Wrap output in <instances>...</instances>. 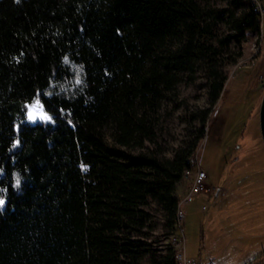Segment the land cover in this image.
<instances>
[{"label":"trees","instance_id":"16d2710c","mask_svg":"<svg viewBox=\"0 0 264 264\" xmlns=\"http://www.w3.org/2000/svg\"><path fill=\"white\" fill-rule=\"evenodd\" d=\"M212 1L0 0V264H179L155 247L150 206L175 232L176 186L228 79L220 56L260 31L251 0ZM199 70L201 127L161 157L162 101ZM36 99L52 123L26 121Z\"/></svg>","mask_w":264,"mask_h":264},{"label":"rangeland","instance_id":"374dc122","mask_svg":"<svg viewBox=\"0 0 264 264\" xmlns=\"http://www.w3.org/2000/svg\"><path fill=\"white\" fill-rule=\"evenodd\" d=\"M212 3L224 6L227 0ZM226 31L227 26L221 25L218 34L225 35ZM240 51L242 56L230 63ZM220 58L228 76L223 102L211 113L206 136L190 158L192 173L200 165L213 191L182 204L184 216L175 232L166 227L161 207L153 202L150 210L157 226L152 241L163 249L177 238L183 257L195 264H264V142L259 127L264 36L260 31H249L242 45L231 44L230 51ZM177 93L174 99L162 101L158 139L148 144L161 157H172L196 137L201 124L192 116L209 106L205 72L184 76ZM36 100L28 106L26 121L52 123L29 119ZM192 180L193 176L183 177L177 184L178 199L187 193ZM144 264L152 262L146 260Z\"/></svg>","mask_w":264,"mask_h":264},{"label":"built area","instance_id":"2783aa9c","mask_svg":"<svg viewBox=\"0 0 264 264\" xmlns=\"http://www.w3.org/2000/svg\"><path fill=\"white\" fill-rule=\"evenodd\" d=\"M253 5V11L256 14V20L260 24V32L264 36V0H251ZM195 170V171H194ZM192 173V168L187 167L184 169V178H188L190 176H193L192 183L189 187V190L187 193L179 199V207H178V213H177V225L180 226V220L183 218L184 213L182 208V204L186 205L190 202H192L196 196H198L201 193L205 192H211L213 191V187H209L207 183V173L204 169L201 168L200 165H196ZM203 209L205 207L203 206ZM180 241L175 238L172 242V245L175 247L176 250V258L179 264H195L193 260H189L183 257V254H181L180 248L181 245L179 244Z\"/></svg>","mask_w":264,"mask_h":264},{"label":"snow or ice","instance_id":"6c2138e0","mask_svg":"<svg viewBox=\"0 0 264 264\" xmlns=\"http://www.w3.org/2000/svg\"><path fill=\"white\" fill-rule=\"evenodd\" d=\"M33 107L35 108V111L30 112L29 113V119L32 121H35L37 118L44 120V121H49L51 122L53 120V118L47 114V112H45L43 104L41 103V101L39 99H37L34 102ZM15 147V145H14ZM15 186L19 187L20 186V181L19 179H17L15 181ZM3 191H7L6 189H4ZM6 201L2 198H0V207H3L5 205Z\"/></svg>","mask_w":264,"mask_h":264},{"label":"water","instance_id":"95a60500","mask_svg":"<svg viewBox=\"0 0 264 264\" xmlns=\"http://www.w3.org/2000/svg\"><path fill=\"white\" fill-rule=\"evenodd\" d=\"M259 127H260V134L264 142V94L259 109Z\"/></svg>","mask_w":264,"mask_h":264},{"label":"crops","instance_id":"0c3cea01","mask_svg":"<svg viewBox=\"0 0 264 264\" xmlns=\"http://www.w3.org/2000/svg\"><path fill=\"white\" fill-rule=\"evenodd\" d=\"M224 90H225V88H224ZM224 90H223V91H224ZM222 96H223V92H222V95H221V97H220V99H219V101H218V104H219V105H222V102H223V100H222Z\"/></svg>","mask_w":264,"mask_h":264}]
</instances>
